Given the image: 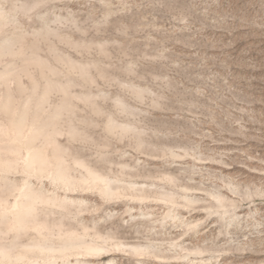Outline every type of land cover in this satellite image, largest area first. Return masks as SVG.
Here are the masks:
<instances>
[{"label":"rangeland","instance_id":"obj_1","mask_svg":"<svg viewBox=\"0 0 264 264\" xmlns=\"http://www.w3.org/2000/svg\"><path fill=\"white\" fill-rule=\"evenodd\" d=\"M0 157L2 264H264V0H0Z\"/></svg>","mask_w":264,"mask_h":264},{"label":"bare ground","instance_id":"obj_2","mask_svg":"<svg viewBox=\"0 0 264 264\" xmlns=\"http://www.w3.org/2000/svg\"><path fill=\"white\" fill-rule=\"evenodd\" d=\"M11 125H12L11 130L15 134L14 138H11V139H13L17 145L23 143L24 140H27V138H29L32 135L33 131L35 130V123H32L28 127V129L23 131V120L22 119L19 121L14 120ZM23 147L25 148L24 155L21 154L17 158H14L13 160H9V162L11 163V165H12V163H14V165H16V164H19V162H21L23 164L24 171H26L30 175H38L37 171L39 168L36 166V163L39 160H42V154H38V152L35 150V148L30 147L28 145H24ZM18 152H20V151H18ZM0 160H1V157H0ZM3 165H4V163H3ZM9 169H6V170L11 171V169L10 170ZM6 170L1 171L0 174H2V175H0V176H4L3 173ZM55 177L57 179H59L61 176L59 177L58 175H55ZM66 182H68V181L66 180ZM31 186H32L31 183L28 180H26L25 183L23 184V186L20 188L18 196L15 198V200L13 201V203L10 206H8L4 209L3 213H12L16 217H22V216H24L25 213L29 212L31 202L33 203L34 200H36V198H37V195H35L33 193ZM31 208H32V206H31ZM9 258H10L9 260L11 261L12 260L11 258H13V256H9ZM22 258H23V256L18 255V256H15L13 258V261H19ZM26 264H55V263L52 259H48L42 263L38 262L37 260H32Z\"/></svg>","mask_w":264,"mask_h":264}]
</instances>
